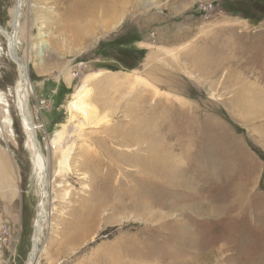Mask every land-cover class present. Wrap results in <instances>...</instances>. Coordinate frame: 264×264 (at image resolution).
Instances as JSON below:
<instances>
[{"label":"rangeland","instance_id":"374dc122","mask_svg":"<svg viewBox=\"0 0 264 264\" xmlns=\"http://www.w3.org/2000/svg\"><path fill=\"white\" fill-rule=\"evenodd\" d=\"M18 2L0 0L8 33ZM1 34L0 264H25L40 195ZM16 53L28 107L49 105L38 142L51 215L36 264H264V0H24ZM94 73L104 122L68 123L50 146Z\"/></svg>","mask_w":264,"mask_h":264},{"label":"bare ground","instance_id":"6f19581e","mask_svg":"<svg viewBox=\"0 0 264 264\" xmlns=\"http://www.w3.org/2000/svg\"><path fill=\"white\" fill-rule=\"evenodd\" d=\"M23 3L24 0H19L16 9H13L11 31L8 33L1 27L0 31L3 35H5L4 38H6L8 41L7 56L9 55L10 60L17 66V68H19V78H17L14 91L16 92L15 101L19 116L21 117V127L25 136V145L32 155L33 175L38 186V193L40 195V201L38 203L36 217L34 219L35 226L34 235L32 236V248L29 252L27 260L25 261V264H36L37 256L40 252L43 227L48 217L51 215L48 212L47 208L48 183L50 182V180L48 179V162L45 159V156H43L42 152L41 155H39V147L36 144L37 142H35V135L37 134V132L33 129V124H31L30 121L27 120L30 113L28 107L29 97L31 93L33 94V86L31 83L29 84L27 68L25 62L22 60L23 58L21 59L16 53V34L18 33L19 27L20 8L22 7ZM44 37L45 34H43L42 32L38 33V42H36L31 47V50L35 51V54L38 53L39 55H42V51L48 46L47 42L43 39ZM67 68L68 67H65L62 71L65 75L66 72H68ZM100 75L101 74L98 73L86 75L83 82L73 91L68 103L66 104V111L68 114L66 124H61V130L59 131L57 129V131L53 133V139L49 141L50 146L56 145L63 138L64 130L67 128L68 123L77 122L79 124V127L87 125L91 128H95L102 124L101 121H103V119L96 121L98 111L91 102L92 89L90 87V81L97 79ZM135 81L139 82L140 78L136 76ZM6 104L7 107L8 103ZM3 113L4 112H2V114ZM7 113L8 110H6V114ZM7 124H10L9 120ZM64 172H66V162L63 159L58 162V169L57 171H55L54 175L57 176Z\"/></svg>","mask_w":264,"mask_h":264},{"label":"built area","instance_id":"2783aa9c","mask_svg":"<svg viewBox=\"0 0 264 264\" xmlns=\"http://www.w3.org/2000/svg\"><path fill=\"white\" fill-rule=\"evenodd\" d=\"M198 8L201 11H208L213 8V3L200 5ZM71 77L72 79H75L77 77V73L75 71L71 72ZM48 106L49 105L47 100L42 98H35L33 100L32 106L31 107L29 106V112H30L29 117L31 123L33 124L34 130L37 132V138H38V134L44 132L45 130L43 112L48 109Z\"/></svg>","mask_w":264,"mask_h":264},{"label":"water","instance_id":"95a60500","mask_svg":"<svg viewBox=\"0 0 264 264\" xmlns=\"http://www.w3.org/2000/svg\"><path fill=\"white\" fill-rule=\"evenodd\" d=\"M21 10H22V7L20 8V13H21ZM27 120L28 121H30V123H31V120H30V117L28 116V118H27ZM32 124V123H31ZM33 129H34V127H33ZM35 137H36V140H35V142H37L36 144L38 145V147H39V149H38V153H39V155H41V152H42V150L40 149V144H39V142H38V138H37V134L35 135ZM35 217V216H34ZM34 220V219H33ZM34 235V226H33V230H32V236ZM32 248V241L30 240V249Z\"/></svg>","mask_w":264,"mask_h":264},{"label":"trees","instance_id":"16d2710c","mask_svg":"<svg viewBox=\"0 0 264 264\" xmlns=\"http://www.w3.org/2000/svg\"><path fill=\"white\" fill-rule=\"evenodd\" d=\"M137 41H138L137 39L132 40V42H137ZM118 62H122V67H124L125 69H134L135 68V66H129L128 64L124 63L125 62L124 60H118ZM23 214L24 213H22L21 223H23V220L25 219V217H23ZM24 225H25V221H24Z\"/></svg>","mask_w":264,"mask_h":264},{"label":"crops","instance_id":"0c3cea01","mask_svg":"<svg viewBox=\"0 0 264 264\" xmlns=\"http://www.w3.org/2000/svg\"><path fill=\"white\" fill-rule=\"evenodd\" d=\"M47 72V71H46ZM30 221H32V220H30ZM28 224H29V219H28ZM27 222H26V224H27ZM32 223H33V221L31 222V226L30 227H32L33 225H32Z\"/></svg>","mask_w":264,"mask_h":264}]
</instances>
